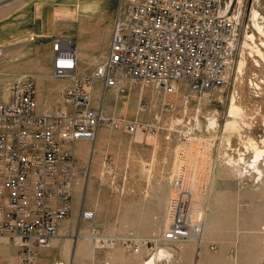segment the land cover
I'll use <instances>...</instances> for the list:
<instances>
[{"label": "rangeland", "instance_id": "1", "mask_svg": "<svg viewBox=\"0 0 264 264\" xmlns=\"http://www.w3.org/2000/svg\"><path fill=\"white\" fill-rule=\"evenodd\" d=\"M118 1L96 0V7L94 0H0V43L5 46L13 43L19 49L24 47L20 50L27 54L22 60H31L34 70L20 72L14 79L6 76L8 71L0 75V101L8 97L10 84L16 80L25 75L45 74L40 80L34 76L37 93L43 94L44 101V93L49 97L52 91L55 96L59 88V97L54 99L52 107L63 106L64 97L62 101L60 92L64 87L59 84L65 80L53 76L52 42L57 38L71 43L77 40L71 37V32H74L77 14L85 8L88 15L99 14L109 19L106 25H101L102 37L98 39L104 40L102 53L105 52ZM243 2L249 7L251 17L256 10L264 19V0ZM38 7H46L48 22L55 23L57 30L51 36L40 38L32 33ZM254 34L258 44L259 37ZM244 41L243 38L238 60L241 61L244 53L246 67L241 76L235 80L237 63L228 83L209 90L208 94L202 91L185 99L186 89L180 88L177 93L166 96L154 88L127 83L124 93L111 89L101 95L100 83L93 85V106H101L103 114L109 117L137 123V129L130 133L102 126L96 142L82 144L78 149L82 152L80 165L88 172L77 186L76 197L82 206L95 211L96 218L82 221L76 217L67 224L77 228L69 230L60 240L55 256L52 255L55 260H47L48 264H143L151 253L150 243L155 245L153 253L158 249L170 252L166 264H264V175L258 183H254V178L243 181L234 168L227 165L230 160L244 157L249 161L256 156L253 146L263 150L264 155V61L256 56L259 61L256 64L248 49L244 50ZM94 43L85 46V50L93 54L80 51L78 55L79 67L87 73L104 59H95ZM9 59L8 56L1 60V66L9 64ZM234 96L236 105L241 108V118L236 119L246 124L240 136L224 129L226 120L230 119L227 111ZM140 100L144 101L143 106L147 104L145 111L138 110ZM48 103V100L43 103L44 112L50 111ZM154 114L160 116L156 117L159 124L155 122L159 129L149 137L138 123L146 126ZM210 120L217 124L214 129L209 128ZM138 130L144 136H136ZM198 150L200 153L194 159L188 154ZM260 159L259 167L264 171V157ZM185 164L190 166L188 170ZM179 176L185 177L188 186L196 184L190 199L187 194H184L186 198L177 195L178 191L173 189L172 183ZM188 186L182 190L187 191ZM177 196L181 210L188 212L195 208L193 219L200 220L199 237L196 241L162 243L161 235L168 218L173 216L170 200L173 206ZM92 229L95 235H91ZM80 236L89 240L85 242ZM92 236L104 238L110 244L101 241L99 246V241H94ZM129 243L139 245L144 255L134 253L128 248ZM0 264H20L18 248L5 237L0 238Z\"/></svg>", "mask_w": 264, "mask_h": 264}, {"label": "built area", "instance_id": "2", "mask_svg": "<svg viewBox=\"0 0 264 264\" xmlns=\"http://www.w3.org/2000/svg\"><path fill=\"white\" fill-rule=\"evenodd\" d=\"M240 1V5L238 0L120 1L105 66L77 77L63 95L67 108L53 114L35 111L32 77L12 83L8 100L0 103V238L18 248L20 264H38V250L49 245L58 222L71 216L85 172L69 146L92 140L101 125L134 130L126 120L101 116L89 106V81L99 78L105 87L123 91L119 83L129 80L165 94L174 93L176 82H184L190 92L225 86L243 38L253 34L256 43V33L259 47L264 39L254 30L249 7ZM262 15L255 19L261 25ZM51 51L53 76L73 78L74 47L57 38ZM157 115L146 126L138 123L144 133L152 135L159 129ZM179 194L186 198L183 190ZM94 215L81 205L79 219L91 221ZM187 236V227L178 222L162 233L160 241L174 243ZM166 262L159 259L155 264Z\"/></svg>", "mask_w": 264, "mask_h": 264}, {"label": "bare ground", "instance_id": "3", "mask_svg": "<svg viewBox=\"0 0 264 264\" xmlns=\"http://www.w3.org/2000/svg\"><path fill=\"white\" fill-rule=\"evenodd\" d=\"M120 1L122 2V0H119L118 1V6H117V11H118V9H119V5H120ZM241 4V1L240 0H238V5H240ZM231 7V6H230ZM223 12H224V9H221V10H219V13L220 14H223ZM253 17H252V21H254L253 22V24H254V29L261 35V36H264V24L263 25H261V23H259V22H255V19H256V17H258V14H259V12L258 11H256V10H253ZM113 28H114V23H113V26H112V32H111V36H112V33H113ZM245 41H244V44H243V48H244V50L245 49H248V51H249V55L252 57V58H254V57H259L260 59H262L263 61H264V52L261 50V46H263L264 47V40L262 41L261 40V43H259L260 44V47H259V45L258 44H256L255 42H254V35L253 34H251V35H246L245 36ZM64 40H66V39H64ZM68 42H70L69 40L67 41V44H69ZM110 43H111V37H110V41H109V44H108V47H107V51H106V54H105V57H104V59H103V61H102V63H100L97 67H104L105 66V62H106V58H107V55H108V51H109V47H110ZM72 47H74L73 45H72ZM241 49H242V47H241ZM241 49H240V52H241ZM74 51H75V54H76V62H77V58H78V54H77V51H76V49H75V47H74ZM240 52L238 53V56H237V58H236V62H234L233 64H232V66L230 67V71H229V73H228V76H229V80H230V77L232 76V74H233V72H234V70H235V68L237 67V63H239V65H238V68H237V72H236V78H235V80L237 81L238 80V78H239V76H241V74H242V72H243V70L245 69V67H246V58L243 56V54L244 53H242V55H241V61L240 62H238V60H239V56H240ZM1 53V52H0ZM256 55V56H255ZM253 61L256 63V64H259V61L258 60H256L255 58L253 59ZM96 67V68H97ZM76 68H77V65H76ZM96 68L93 70V71H91V72H95L96 71ZM91 72H89V73H86V74H84V75H79V74H77V71L75 70V76L73 77V78H57V79H63V80H70L71 82V84H70V86L69 87H71L72 86V84H73V82H74V80L75 79H77V77L78 78H83V77H85L86 75H88V74H90ZM27 77H32V79H33V81H34V85H35V79H34V76L33 75H25V76H23L22 78H20L18 81H21V80H23L24 78H27ZM56 78V77H55ZM228 80V81H229ZM17 81V80H16ZM93 81H98V82H100V85H101V95H102V93H104V92H106V91H108V90H111V89H116V91L118 92V94H120V93H124V91H125V87H126V84L127 83H129V84H131V85H135V84H132V82H130L129 80H123V82L122 83H119V86L123 89V91H120L118 88H115V87H105V85H104V83H103V81L101 80V79H99V78H92L90 81H89V84H88V86H87V88H86V92H87V94H88V98H89V102H91V99H93L92 98V95H91V84H92V82ZM121 82V81H120ZM10 86H11V84H10ZM136 86H140V87H151V88H153L152 86H150V85H136ZM222 87H224V86H222ZM221 87V88H222ZM4 88V87H3ZM186 89L185 90V92H184V94H183V97L185 98V99H189V98H191L192 96H194L195 94H197V93H199V92H202V91H204V93H206V94H208L210 91L209 90H212V89H204V90H201V91H199V92H190V91H188L187 90V86H186V84L184 83V82H176L175 83V85H174V89H175V91H174V93H172V94H175V93H177L178 92V90L179 89ZM220 88V87H219ZM10 89V88H9ZM67 89V88H66ZM65 89V90H66ZM6 92V91H5ZM65 92V91H64ZM120 92V93H119ZM160 93H162V92H160ZM164 95H166V96H170V95H172V94H165V93H163ZM141 96V95H140ZM8 97H9V94H8ZM8 97L7 98H5L4 100H2V101H0V103H2V102H6L7 100H8ZM35 101H36V98H35ZM92 102H93V100H92ZM91 102V103H92ZM144 101L143 100H140L139 101V107H138V110H142V111H145L146 109H147V104L145 105V106H142L141 104L143 103ZM90 103V104H91ZM67 103H65V101H64V105L63 106H58L59 108H53L52 110H48V111H46V112H44V111H41V112H39L38 110H37V102H36V108H35V111L37 112V113H44V114H46V115H49V114H53L55 111H57V110H63V109H66L67 108ZM141 105V106H140ZM96 112H98V113H100V115L101 116H104V117H109V116H106V115H103L102 114V111H103V109H102V107L101 106H97V107H95V108H93ZM240 112H241V108L238 106V105H236V100H235V96L232 98V100H231V103H230V106H229V108H228V111H227V114H228V117H230V119H227L226 120V123H225V125H224V129H225V132H234V133H238V135L240 136L241 134H240V132L244 129V125H246L245 123H243V122H240V121H242V119L239 121V120H237L236 118L239 116V114H240ZM240 117V116H239ZM109 118H113V117H109ZM241 118V117H240ZM239 118V119H240ZM117 119H124V118H117ZM124 120H126V119H124ZM127 125H130V126H134V130L133 131H126V132H130V133H133V132H135L136 131V129H137V123H132V122H129V121H124ZM216 122L214 121V120H210V125H209V128H211V129H214L215 127H216ZM102 126H108V125H101L100 127H98V129H97V131H96V134L94 135V138L92 139V140H80V141H84L83 143H94V142H96V140L98 139V135H99V130L102 128ZM109 127V126H108ZM156 133V130H155V132H154V134ZM143 135L142 134V132L140 131V130H138V132L136 133V136H140L141 137V135ZM146 135V134H145ZM144 136V135H143ZM153 136V134L152 135H149V137H152ZM148 137V138H149ZM250 141V140H249ZM77 142V141H76ZM79 143V142H78ZM91 143V144H92ZM190 143V142H189ZM209 143V142H208ZM249 143V142H248ZM250 145L252 144L251 142L249 143ZM190 145V144H189ZM189 147V146H188ZM254 148V152L256 153V156L254 155V157H252L251 159H249V161L247 160V159H245L243 156L244 155H242V157L243 158H239L238 160H230V161H228V166L229 167H232V168H234V170L237 172V176L239 177V179L240 180H242V179H249V177L251 176V179L252 178H254V179H256L257 180V183L259 182V181H261L262 180V177H263V175H264V171L262 170V169H260V167H259V162L260 161H258L259 159H260V157L261 156H263L264 157V155H263V150H260L258 147H255V146H253ZM196 148V147H195ZM199 148V147H198ZM200 149V148H199ZM207 149V148H206ZM193 150V149H192ZM195 150V149H194ZM202 152V151H201ZM94 153V150L93 151H91L90 152V162L92 161V154ZM188 153V152H187ZM199 153H200V151L198 150L197 152L195 151V152H189L188 154L189 155H193V159L194 158H196L197 157V155H199ZM205 153V152H204ZM232 158V157H231ZM256 158V159H255ZM261 160V159H260ZM195 161V160H194ZM79 162V161H78ZM264 163V162H263ZM80 164V163H79ZM262 164V163H261ZM258 165V166H257ZM264 165V164H263ZM187 164H185L184 165V167L186 168V170H188V167L190 168V166H188ZM80 167H81V165H80ZM246 167H248L249 169V171H250V175L248 174H246V173H244L245 172V168ZM82 168V167H81ZM84 172H85V177H86V174H87V169H84L83 170ZM258 175V176H257ZM179 178V179H178ZM178 178H175V180L173 181V183H172V185H173V189L175 190V191H178L179 193L181 192L182 193V189L183 188H185L186 186H188V184H187V180L185 179V177H183V176H179ZM250 180V179H249ZM191 181H194V180H191ZM186 183V184H185ZM195 183V182H194ZM196 185V184H195ZM194 184H190L188 187H190V188H188V190L186 191V190H183L184 192H185V194H187L188 195V197H189V199H190V197L192 196V193H193V189L196 187ZM177 192V195L179 194ZM173 198V197H172ZM174 199H175V203H174V205L172 206V200H170V207H169V209H171L172 211L173 210H176L174 213H173V216L172 217H170V218H168V223H167V227H166V229L167 228H169V227H171L173 224H176V223H181L182 224V226H186L187 227V230H188V236L185 238V239H183V240H186V239H190V240H197L198 239V237H199V232H198V228L200 229V225H199V219H196V220H198V222L197 221H195L194 219H193V210L195 209H192L191 211H185V210H182V211H178L177 212V210H179V208H180V205H179V196H177V197H174ZM188 204V203H187ZM172 206V207H171ZM175 207L177 208V209H175ZM188 207V206H187ZM82 208L84 209V206H82ZM85 209H89V210H92L93 212H94V218H93V220L96 218V213H95V211L93 210V209H91V208H85ZM198 212V211H197ZM199 213V212H198ZM202 213H200V215H201ZM93 220H91V221H93ZM201 232V231H200ZM57 234V233H56ZM96 234V231L94 230V229H92V231H91V235H95ZM56 236V235H55ZM54 236V237H55ZM53 237V238H54ZM79 239H82L83 241H87V240H89V237H82V236H80L79 237ZM78 239V240H79ZM92 239L94 240V241H99V246L101 245V241H103V243L105 242V243H107L108 245L110 244L109 242H108V240H106V239H104V238H99V237H93L92 236ZM183 240H180V241H183ZM52 241V240H51ZM51 241H50V243H51ZM177 242H179V241H177ZM49 243V244H50ZM83 243V242H82ZM175 243V242H174ZM166 244H170V243H166ZM128 248L129 249H132L133 250V252H138L139 253V250H140V247H139V245H136V244H132V243H129V246H128ZM149 250H151V253H149L148 254V256L147 257H149V259H147L146 261H144L143 262V264H155V261L156 260H159V259H165V261L167 260L168 261V257H170L171 255H170V252L166 249H158L157 250V253H153V251L155 250V245H152V247L151 248H149ZM57 264H65L64 262H58Z\"/></svg>", "mask_w": 264, "mask_h": 264}, {"label": "crops", "instance_id": "4", "mask_svg": "<svg viewBox=\"0 0 264 264\" xmlns=\"http://www.w3.org/2000/svg\"><path fill=\"white\" fill-rule=\"evenodd\" d=\"M95 2H96V0H94V3ZM99 2H101V1H99ZM93 5L94 6L96 5V7H97L98 3H95ZM93 5H92V7H94ZM45 9H46V7L45 8L44 7L36 8L35 15H34V27H33L34 32H32V33L39 36L40 38H43V35L51 36V34H53L54 32L56 33V30H57L55 27L54 21L48 22V19L46 18V15H45ZM69 12L71 15H73V13L71 11H69ZM86 12H87L86 9L82 8L79 11V15L77 14L78 20L74 21L76 24L74 32L73 31L71 32L72 33L71 37H76L77 40H73L72 43L69 42V44L73 45L75 47L78 55H79L80 51L85 52V54L91 55V54H93V52L85 50V46L87 47L88 45H91L92 42H95L94 43V46L96 47L95 48L96 53L94 52L95 59L96 60H99L101 58L103 59L105 57L104 55L107 51V47L105 49V52L102 53V51L104 49L103 48L104 40L98 41V39H100L102 37L101 25L102 24L106 25L108 23L109 19H107L106 17L101 18L99 14L96 16L93 14L88 15ZM111 31H112V25H111ZM20 49H25V48L22 47ZM20 49L14 47L13 43H10L6 46L2 45L0 43V52H1L0 53V75H2L4 72L8 71V73H6L7 74L6 76L14 79L16 76H18L20 74V72L34 71L31 60L30 61L22 60V58L26 59L27 53L23 52ZM50 52H51V47H50ZM3 54H4V56H3ZM46 54L48 55V52ZM8 56L10 57L9 64L4 63V67H2L1 66V60H6L8 58ZM52 64H53V55L51 52V68H52ZM82 67L83 66H81V68ZM80 70L81 69L79 67V59L77 58V68H76L77 74L84 75L85 73H87V71H82V70L80 71ZM34 76L38 77V79L40 80V79L45 78L46 75L45 74H38V75H34ZM70 84L71 83H69V81H67V80H65V83L59 84V86L62 85L64 87L62 89V91L60 92L62 101H63L64 91L66 88H68L70 86ZM95 84L98 85V82L97 81L92 82V84H91L92 90H93V85H95ZM55 92H57L55 96L52 95L53 94L52 91L49 92V97L47 96L46 93H44V101H43V94L40 95L37 93L36 83H35V98H36V102H37V110L39 112L43 111L42 110V108L44 107L43 103L47 100H48V102H50V104L48 103V107L50 110H52L53 108H56V107L59 108L61 106V105L59 106L57 104L55 107H52V104L54 103V99L57 100V98L59 97V95H58L59 94V88ZM91 102H92V99H91ZM91 102H89V106L91 108H95V106H93V104ZM103 112H104V110L102 111V114H103ZM103 115H105V114H103ZM100 134H101V131H100L99 135ZM83 142L84 141H77V142H74L73 144H71L69 146L70 150L72 151L73 155L78 159V161H79V156L82 154V152L78 151V149H80V147L83 146L82 144H86ZM80 206H81L80 201L77 200V197L75 194L73 207H72V211H71V216L68 219H64V220H61L58 222L57 229H56V233H57L56 236L52 239L51 243L47 247H44V248H41L38 250V253H37L38 264H48L49 262L47 260H49L50 262H51V260H55V257H52V255L55 256V252H56L57 247L60 243V240H62L63 237L67 236L69 230H73L72 228H74L76 226L75 225V226L70 227V225H67V224H71L74 218H76V217L79 218V212H80V208H81ZM84 208H86V207L84 206ZM76 228H77V226H76ZM141 250L142 249L140 248L139 253L138 252H134V253L141 254L143 256L144 253ZM136 262H138V261H135V263Z\"/></svg>", "mask_w": 264, "mask_h": 264}]
</instances>
